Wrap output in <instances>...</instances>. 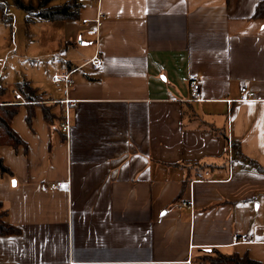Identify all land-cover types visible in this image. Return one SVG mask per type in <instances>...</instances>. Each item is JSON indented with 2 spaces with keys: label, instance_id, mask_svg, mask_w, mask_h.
<instances>
[{
  "label": "crops",
  "instance_id": "obj_1",
  "mask_svg": "<svg viewBox=\"0 0 264 264\" xmlns=\"http://www.w3.org/2000/svg\"><path fill=\"white\" fill-rule=\"evenodd\" d=\"M260 1L77 0L76 20L46 21L66 45L59 72L77 70L67 91L56 71L25 79L40 103L16 99L18 83L1 100L19 104L11 127L25 146L0 147V202L20 230L0 236V264H188L215 252L264 264V244H231L264 234ZM79 41L92 45L68 47ZM96 52L102 68L82 66ZM243 86L255 101H237Z\"/></svg>",
  "mask_w": 264,
  "mask_h": 264
},
{
  "label": "rangeland",
  "instance_id": "obj_2",
  "mask_svg": "<svg viewBox=\"0 0 264 264\" xmlns=\"http://www.w3.org/2000/svg\"><path fill=\"white\" fill-rule=\"evenodd\" d=\"M1 1L7 5V15L11 22L4 23L0 13V85L7 87L11 92L14 85L25 79L34 81L42 78L51 83L52 73L59 72L61 62L68 59L65 54H58L60 50L65 52L66 49V45L59 42L57 35L60 31L50 22L35 20L32 17L29 25H26L27 15L17 9L12 0ZM21 1L24 5H31L40 10L38 4L42 0ZM65 2L55 1L57 5ZM91 45L92 43L86 42V46ZM86 46L77 42L68 47L84 50Z\"/></svg>",
  "mask_w": 264,
  "mask_h": 264
},
{
  "label": "trees",
  "instance_id": "obj_3",
  "mask_svg": "<svg viewBox=\"0 0 264 264\" xmlns=\"http://www.w3.org/2000/svg\"><path fill=\"white\" fill-rule=\"evenodd\" d=\"M51 0H42L39 2L38 7L40 10L36 12L35 8L31 5H24L21 0H12L13 5L22 10L27 16L25 18V24L29 25L31 22L30 17H36L44 21H64V20H76L78 16V10L80 5L77 0H69L65 4L60 6L50 7L48 9L44 8ZM0 13L1 19L4 23L10 24L11 18L7 15V5L0 0ZM253 20H264V0H261L255 7V11L252 15ZM15 91L20 95L21 99L27 106L40 103V95L37 90L33 89L28 82H20L16 85ZM8 92L6 87L0 86V147L8 146L14 150L19 147L25 146V143L17 135V133L12 129L11 122L13 118L17 115L19 110V104L16 102H2L4 95ZM32 103V104H30ZM42 105V104H39ZM43 107V118L45 122L51 125L53 117L55 114H50L47 107ZM31 114L27 115V123L30 124ZM52 117V118H51ZM55 119H58L57 117ZM233 152L237 156H241L240 153H236L234 144L232 145ZM252 164H254L252 162ZM258 172L264 173L263 169L257 168ZM0 173L9 174V171L4 167L0 159ZM8 211L4 208L3 204L0 202V236H12L20 232V230L7 221ZM200 260L207 261L209 264H259L247 257L239 258L237 255L232 254L229 256H222L218 252L212 254L204 255Z\"/></svg>",
  "mask_w": 264,
  "mask_h": 264
},
{
  "label": "built area",
  "instance_id": "obj_4",
  "mask_svg": "<svg viewBox=\"0 0 264 264\" xmlns=\"http://www.w3.org/2000/svg\"><path fill=\"white\" fill-rule=\"evenodd\" d=\"M84 24L87 22L84 21ZM99 19L95 20L94 23V28L91 30L92 35L94 37V44L97 47L100 39V33H99ZM102 58L96 52V54L87 62H85L82 66L84 65H90L93 69L95 70H100L102 68ZM77 70V69H75ZM68 71V72H55L52 76V82L55 84H61L64 87V90L67 91L69 88L72 86L71 82V74L73 71ZM201 86L202 82L198 75L196 74H190L188 77V87H189V93H190V98L194 102H200L202 100L201 97ZM14 95L16 96V99H20V95L17 92H13ZM239 99L237 100L238 102H249V101H255L254 98V92L249 90L246 86H243L240 88L239 92ZM24 103V102H22ZM18 104V103H17ZM59 128L60 130L67 136L69 133L70 129V124H69V111L68 108L64 110V117L63 120L59 123ZM208 173L205 172L203 176H199L197 180L203 181L208 177ZM52 189H58V185H51ZM181 208H187L191 209V204L188 203L187 201H182L180 204H178V209ZM264 244V234L262 236H255L252 234H234L231 237V244L236 245V244H245V245H254V244ZM188 264H209L207 261H203L200 259H192L187 262Z\"/></svg>",
  "mask_w": 264,
  "mask_h": 264
},
{
  "label": "snow or ice",
  "instance_id": "obj_5",
  "mask_svg": "<svg viewBox=\"0 0 264 264\" xmlns=\"http://www.w3.org/2000/svg\"><path fill=\"white\" fill-rule=\"evenodd\" d=\"M15 184V182H13Z\"/></svg>",
  "mask_w": 264,
  "mask_h": 264
},
{
  "label": "water",
  "instance_id": "obj_6",
  "mask_svg": "<svg viewBox=\"0 0 264 264\" xmlns=\"http://www.w3.org/2000/svg\"><path fill=\"white\" fill-rule=\"evenodd\" d=\"M79 43H81V42L79 41Z\"/></svg>",
  "mask_w": 264,
  "mask_h": 264
}]
</instances>
